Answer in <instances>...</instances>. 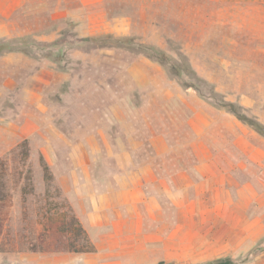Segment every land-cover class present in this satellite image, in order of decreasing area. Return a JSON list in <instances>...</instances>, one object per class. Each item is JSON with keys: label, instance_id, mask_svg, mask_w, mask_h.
<instances>
[{"label": "rangeland", "instance_id": "obj_1", "mask_svg": "<svg viewBox=\"0 0 264 264\" xmlns=\"http://www.w3.org/2000/svg\"><path fill=\"white\" fill-rule=\"evenodd\" d=\"M102 3L99 10L107 13L89 19L75 11L71 25L34 23L31 15L13 36L0 38V253L14 264L119 260L99 261L86 228L96 235L97 222L85 217L83 223L70 204L82 197L81 167L103 176L101 167L115 165L109 151L133 147L145 157L153 151L148 138L165 133L171 152L152 155L156 165L193 167L201 158L218 182L203 178L201 208L214 211L202 230L185 253L162 261L264 258V136L220 106L231 102L264 124V0ZM99 34L133 42L88 39ZM149 47L170 60L157 61ZM163 217L173 223L177 215L170 210ZM67 252L74 258L65 259ZM139 255L118 264L155 260Z\"/></svg>", "mask_w": 264, "mask_h": 264}, {"label": "crops", "instance_id": "obj_2", "mask_svg": "<svg viewBox=\"0 0 264 264\" xmlns=\"http://www.w3.org/2000/svg\"><path fill=\"white\" fill-rule=\"evenodd\" d=\"M102 2L0 0V38L13 36L20 25L31 22V15L37 17L34 23L58 25L60 20H64L65 25H71L72 17L69 19L68 15L72 16L75 11L85 12L89 19L91 14L107 13L106 9L99 10L103 7ZM91 7L96 10L91 11ZM11 54L13 52L2 59H9ZM48 69L54 70L52 67ZM39 79L46 82L42 76ZM148 140L153 151L145 157L138 156L133 147L109 151L107 154L114 158L115 165L105 169L101 167L103 176L95 178L90 165L81 167L85 171L82 197L79 201L71 200L70 204L80 221L84 223L85 217H91L97 222L96 235L93 228H86L99 261L111 257L119 259L111 262L118 264L123 262L121 257H125L126 263H130L139 254L155 258L151 264L169 261L176 258L175 254L185 253L186 247L191 244L189 238L194 239L198 228L201 231L202 223L213 214L214 208H201L203 178L208 183L209 179L218 182L215 173L207 172L214 170L212 166L203 165L201 158L193 167L156 165L152 155L164 158L170 154L168 140L165 133H155ZM97 156L102 155L99 153ZM170 210L177 215L173 223L163 217ZM196 220L200 221L198 227L194 225ZM248 229L247 225L239 232L240 235L245 236ZM150 254H161V257H150ZM63 257L73 259L74 253H64ZM0 264H14V261L0 253Z\"/></svg>", "mask_w": 264, "mask_h": 264}, {"label": "trees", "instance_id": "obj_3", "mask_svg": "<svg viewBox=\"0 0 264 264\" xmlns=\"http://www.w3.org/2000/svg\"><path fill=\"white\" fill-rule=\"evenodd\" d=\"M88 39H92V40H109L111 41V44H119V45H129V43L133 42L132 38H128V37H119V36H115L112 34H99V35H93V36H89ZM5 43H2L0 45V55H1V51L5 50ZM148 50H153L152 53L150 54L151 56H153L157 61H160L161 63L167 62L170 60L171 56L166 55V53L159 49V48H155V47H149ZM11 51V50H8ZM3 54V53H2ZM226 106L230 109L231 112H233L237 118H239L240 120H242L243 122L251 125L259 134H261L262 136H264V124L261 123L258 120H255L251 117H248L247 115H245L244 113L240 112L239 109L233 104V103H223L220 106ZM22 155L27 157L28 155V140L24 139L22 141ZM41 162L43 164V171H44V178L47 182H50V179L52 177V173L50 171V166L48 165V163L45 162L44 160V156L43 154H41L40 156ZM75 250H79V248H76ZM157 264H172V263H167L165 261H160ZM215 264H232V261L230 260H219L217 262H215Z\"/></svg>", "mask_w": 264, "mask_h": 264}, {"label": "built area", "instance_id": "obj_4", "mask_svg": "<svg viewBox=\"0 0 264 264\" xmlns=\"http://www.w3.org/2000/svg\"><path fill=\"white\" fill-rule=\"evenodd\" d=\"M254 264H264V258L257 256V261Z\"/></svg>", "mask_w": 264, "mask_h": 264}]
</instances>
